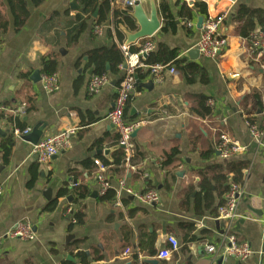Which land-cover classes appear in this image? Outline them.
<instances>
[{
	"label": "crops",
	"instance_id": "crops-1",
	"mask_svg": "<svg viewBox=\"0 0 264 264\" xmlns=\"http://www.w3.org/2000/svg\"><path fill=\"white\" fill-rule=\"evenodd\" d=\"M73 1L76 0H45L35 7L27 0L29 17L16 29L17 11L9 0H0V107L15 111L23 104L30 107L29 100L34 107L31 112L25 110L18 115L25 129H31V135L13 136L10 161L8 164L3 161L0 168V184L4 188L0 199V264H83L82 256L87 264H149L146 261L264 264V151L259 150L247 126L249 119L264 125V57L256 62L257 57L250 53L249 42L241 37L240 24L235 21L241 5L264 15V0H197L193 3L155 0L162 28L153 37L131 45V50H140L151 43L156 52L163 44L177 50L180 58L199 63L209 81L188 85L172 67L177 74L167 73L164 82L158 84L151 76L152 66L144 64L145 76L139 78L142 86L135 87L125 112L127 121L144 122L133 138L135 152L142 158L134 166L125 163L121 172H114V167L105 166L103 160L112 163L119 149V135L107 116L114 107L125 72L120 65L118 73H113L107 62L105 75L110 82L98 94L91 95L88 85L95 68L88 66V53L114 46L120 50L127 44L125 33L139 30L132 17L133 5H128L132 0L111 1L109 20L99 25L102 34L95 32L98 11L85 16L84 32L76 45L69 46L68 33L80 24L71 13L82 10L77 1L79 9H72ZM162 3L168 5L175 24L166 30H163ZM197 3L206 5L207 15L225 16L223 33L229 47L218 61L201 56L192 61L188 56L200 39L198 20L205 17ZM142 5L149 17L150 0H143ZM116 12H128L137 27L136 31L120 27L123 41L116 33ZM2 24L7 25L5 31ZM261 25L262 22L254 31ZM131 54L132 61L137 62V54ZM49 57L59 64L60 90L54 94L46 93L41 81L36 83L31 79L39 71L42 80ZM122 65L125 66V60ZM151 82V88L144 87ZM199 96L209 98L208 106L213 102V106H209L212 115L206 119L193 111ZM259 102L261 109L257 106ZM4 117L8 119L12 115ZM9 124L0 126V144L2 139L12 135ZM72 128L78 131L72 138L71 148L53 159L50 171L39 165L38 159L31 155L34 143ZM222 134L245 146V150L223 160L216 150ZM176 148L180 153L175 163L164 168L165 155ZM97 161L106 168L105 176L112 190L116 192L119 183L125 180L126 187L134 192L155 190L160 203L145 206L124 191L119 196L116 194L113 201H101L104 195L97 181L100 172ZM232 163H248L240 185L238 217L232 224L238 240L249 244L253 250V255L245 262L233 258L221 260L205 252V246L217 242L226 228L225 222L219 220L218 210L234 182L229 178L225 183L228 190L222 197L214 189L210 207L203 197L199 202L200 183L203 176L212 174V167ZM76 186L86 187L89 196L78 201L73 196L60 199L53 211H46L62 188L73 191ZM76 210L84 212V224L69 230L68 212L72 214ZM19 223L33 227V241L8 236ZM188 224L195 226L192 234L196 239L190 243L186 239L187 230L183 228ZM151 235L156 237L155 255H151L150 248L142 250L140 247V242H149ZM170 237L177 239L180 248L170 259H160L161 252L171 250Z\"/></svg>",
	"mask_w": 264,
	"mask_h": 264
},
{
	"label": "built area",
	"instance_id": "built-area-1",
	"mask_svg": "<svg viewBox=\"0 0 264 264\" xmlns=\"http://www.w3.org/2000/svg\"><path fill=\"white\" fill-rule=\"evenodd\" d=\"M136 0H132L128 3L132 6ZM143 1V0H139ZM188 3L196 2L197 0H185ZM73 18H76L77 13H71ZM225 16H210L204 17V22L200 29V39L195 46V49L199 52L200 56L209 60L218 61L228 50L229 41L223 33V24ZM102 27L95 26L96 34H102ZM249 51L252 55L257 57L258 63L262 57H264V25L259 30L254 31L249 38ZM123 53L125 66L121 65L120 68L124 69V77L121 80L117 89L116 99L114 107L111 109L107 116V120L116 129L119 135V148L124 152L125 161L127 166H130L131 160L135 154V147L133 144V134L141 129L144 125L142 121L129 122L125 117V112L128 105L131 102L135 87H136V70L144 68V63L141 59L144 56H148L150 53L156 50L155 46L151 43H146L137 53L139 60L133 62V55L131 54V45H123L120 47ZM151 76L156 83L162 84L165 80V75H176L177 71L170 66L155 65L151 68ZM110 82L108 75H94L91 77L88 89L91 95L98 94L106 85ZM43 90L48 94H54L60 90V83L57 75L43 76L41 80ZM209 106H213V102H209ZM27 108L26 104L20 106L17 110L12 111L5 107H0V114H10L12 116H18L24 114ZM8 122V119L1 117L0 126ZM11 133L15 137H26L30 134L31 129L27 128L20 130L15 127L13 123H10ZM247 126L251 137L256 141L259 150L264 151V125H258L251 120H247ZM78 129H68L60 134L51 136L40 140L33 146L32 156L38 155V163L43 167L51 170V164L55 157L59 154L69 150L72 146V138L77 133ZM219 156L223 160H229L234 156L240 154L245 150V146L232 140L228 135L222 134L219 143L216 148ZM3 164L2 152L0 149V168ZM100 172L97 176V181L101 187V195H105L108 190L112 189L111 183L105 176L106 168L99 162H96ZM124 191L129 196H132L140 204L145 206H154L160 203V196L155 190H149L145 193H137L132 189L126 187V181L122 180L119 183V187L116 190L117 196ZM4 194V188L0 184V199ZM242 194V187L239 184L232 183L228 192L224 196V202L218 210L219 220H222L226 224V228L220 234V239L212 244L205 246V252L217 259L227 260L233 258L239 262L247 261L252 255L253 250L247 243H241L238 237L232 230V224L238 217L239 199ZM69 216L71 211L68 212ZM74 222V221H72ZM11 238L20 239L22 241H33L35 239V233L33 227L28 223H19L8 235ZM168 243L171 246V250L163 251L160 253L159 258L163 260L170 259L172 254L177 252L180 248L179 242L174 237L168 238Z\"/></svg>",
	"mask_w": 264,
	"mask_h": 264
},
{
	"label": "trees",
	"instance_id": "trees-1",
	"mask_svg": "<svg viewBox=\"0 0 264 264\" xmlns=\"http://www.w3.org/2000/svg\"><path fill=\"white\" fill-rule=\"evenodd\" d=\"M9 1L13 9L17 11L16 29H19L25 24V22L29 17L27 0H9ZM76 1L82 7V10L79 11L76 16V21L80 24L78 26H75L73 30L68 33L69 46L76 45L78 43V39L80 35L84 32L86 28V20L84 19L85 16L92 14L97 10L98 17L95 20V23L97 25H104L105 23H107V21L109 20L111 1L113 0H76ZM30 2L32 3L33 6L38 7L41 4H43L45 0H30ZM196 5L199 11L204 16H207L208 12L206 5L203 3H197ZM184 8L185 9L188 8L187 3H185ZM161 10L165 21L163 30H166L168 27H173L175 24L173 23V16L169 10L168 5H166V3H162ZM263 17L264 15L260 11L251 10L243 5L239 6V8L236 11L235 21L240 24V28H238V32L241 35V37H243L244 39H248L249 36L257 28L258 24L262 22L261 26H263L264 25ZM114 18H115L116 33L120 41H123L124 39V34L121 32L120 27H125L129 31L137 30V27L128 12H116ZM2 28L5 31L7 25L2 24ZM131 52L137 54L139 52V49L138 50L133 49L131 50ZM88 57H89L88 66L95 68V75L107 74L106 72L107 62L111 64V71L113 73H118L119 66L124 63V56L116 46L112 48H104L89 52ZM141 60L147 66H154L157 64H161L165 66L169 65L171 68L172 67L176 68L180 72V74L184 77L188 85H194L196 83L207 84L209 81L206 70L199 63L189 62L187 58H180L179 52L177 50L170 49L163 44H160L158 46V50L156 52L150 53L146 58L144 57ZM58 68H59L58 62L51 60V57H49V60H47L44 65L43 75L44 76L57 75ZM136 75L142 79L145 76V74L143 73V69L142 68L137 69ZM208 101L209 98L205 96H199L197 98V107L194 108L193 111L198 117L202 119H206L212 115V110L207 105ZM28 102L30 103L31 106L29 107L26 104L27 105L26 110L27 112H31L32 110H34V107L32 106V100H29ZM257 106L259 107V109H261L260 102L257 104ZM0 115L1 117L6 116V114L3 112ZM249 120L252 121V119ZM8 121L13 123V125H15V127L19 128L20 130L25 129V125L20 123L18 116L8 117ZM13 136L14 135L12 134L10 137L2 139V142L0 144V149L3 155V161L5 164L9 163L12 155V150L14 146ZM179 153L180 152L177 148L173 149L170 153H167L165 155V158L163 159V163H162L163 167L164 168L171 167L175 163L176 157L179 155ZM202 155L204 156L205 154ZM113 158L114 159L112 163L103 160V164L107 167H114L113 170L114 172L123 171L126 163L124 152L119 148L117 152L114 154ZM140 158H142L140 154H137V152H135V156L131 160V166H134L135 162L137 160H140ZM247 168H248V163H232L227 165L226 167L221 165L212 167L210 169L212 174L209 176L205 175L202 177L200 183L201 197L199 198V202L200 199H202L203 197L204 200L206 201L207 207H210L213 202L214 189L216 192H218L219 196L222 197V195L225 194L228 190V187L225 186V183L228 182L229 178H231V180H233L234 183L242 185L245 177V171L247 170ZM210 171L208 169V172ZM34 172L35 171H33V175ZM212 183H216L217 186L216 187L213 186ZM70 196H73L76 201L83 200L89 196V191L84 186L83 187L76 186L73 189V191H70L68 188L64 187L59 191L57 199L49 205L46 211L49 212L53 211L58 205L60 199L68 198ZM101 197H102L101 201H113L116 197V192L111 189L108 190L107 193ZM213 212H214L213 215H216V212L215 211ZM199 214L202 215L203 213L199 211ZM68 219L70 221L69 230H72L75 226H81L84 224L85 214L82 210H76L70 216H68ZM183 228L187 230V238H186L187 243L193 242L196 239V237L192 234L195 230L194 224L184 225ZM155 240H156L155 235L150 236L149 242H145L144 240H142L140 242L141 249L147 250L148 248H150L151 255H155V252L153 250ZM81 262L83 264H87L84 256H82Z\"/></svg>",
	"mask_w": 264,
	"mask_h": 264
},
{
	"label": "water",
	"instance_id": "water-1",
	"mask_svg": "<svg viewBox=\"0 0 264 264\" xmlns=\"http://www.w3.org/2000/svg\"><path fill=\"white\" fill-rule=\"evenodd\" d=\"M150 4H151V14L148 17V15H146L143 5H142V1L136 0L133 4V8H134V12L132 14L133 19L137 22V25L139 27V30L136 33H125L126 37H127V45H134L137 42L147 39V38H151L153 37L159 30H161L162 28V22L159 20L158 17V11L156 8V4H155V0H150ZM72 9H79V7L77 6L76 1H73V3L71 4ZM94 17H97V13L94 15ZM204 22V18L201 17L198 20V25L197 28L201 29L202 24ZM189 58L192 61H197L200 58V54L196 49H192L189 51L188 53ZM145 58L147 57L144 56ZM124 69H126V66H124ZM32 81L33 82H40L41 81V75L39 71H36L33 76H32ZM142 86L140 79L138 76H136V87L138 86ZM153 86V83L151 82L150 84H146L144 85V87L146 88H151ZM41 133L38 132V135H40ZM138 134V131H136L133 134V138L136 137V135ZM31 135V134H30ZM29 135V136H30ZM28 136V137H29ZM27 137V136H26ZM40 137V136H39ZM39 142V140L37 142L34 143V145H36ZM36 159H38V155L35 156ZM51 192H48V194H50ZM69 260H73L71 257H68ZM146 263L149 264H157V261H146Z\"/></svg>",
	"mask_w": 264,
	"mask_h": 264
}]
</instances>
